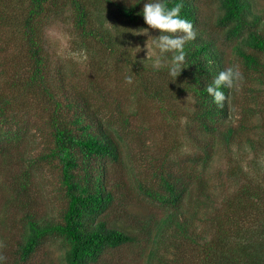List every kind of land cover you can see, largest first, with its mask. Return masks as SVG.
<instances>
[{
  "label": "trees",
  "instance_id": "trees-1",
  "mask_svg": "<svg viewBox=\"0 0 264 264\" xmlns=\"http://www.w3.org/2000/svg\"><path fill=\"white\" fill-rule=\"evenodd\" d=\"M259 1L264 0H216L218 14L213 21L203 15L204 0H166L169 8L176 4L183 6L181 16L193 24L197 33L196 39L185 45L184 70L176 79L169 75L167 62L171 54L160 56L152 39L159 37L158 31L149 29L156 51L154 59L160 56L162 60L159 69L141 63L140 56L131 51L136 41H146L145 33L139 31L148 27L142 10L149 0H0V24L13 25L18 36L12 37L15 52L6 65L10 67L0 64V84L15 88L18 100L23 93L38 91L45 100L55 142L38 161L57 162L66 202L59 222H40L29 212L24 214L22 221L27 233L19 245L21 258L28 260L45 242L60 239L65 250L64 264H97L106 252L136 242L126 232L109 227L105 218L115 205L124 208L133 201L128 181L122 179L127 163L122 145L137 128L129 127L127 118L122 130L116 129L115 139L103 124H97L99 115L90 103L95 90L81 92L75 87L69 91L66 65L55 61L44 39L54 22L65 21V14L71 13L74 29L85 39L82 46H93L95 55L99 54L96 48L101 47V56L130 66L150 100L158 102L174 120L178 118L176 122L183 116L186 118L185 135L201 151L199 155H190L187 165L166 169L161 163L157 165L160 167L147 180L152 186L135 180L142 194L169 211L156 226L159 242L166 232L183 233L200 221L214 229L215 238L199 246L204 257L198 264H264V169L260 167L253 175L251 166L249 178L250 172L244 171L233 150L237 146L236 150L242 152L248 147L254 158L251 164L256 163L264 150L263 141L251 134L258 124L264 129V103H261L264 102V12L258 9ZM107 61L100 58L97 63L106 66ZM237 66L243 81L238 91L221 89L229 99L220 109L205 88L225 68ZM55 88L61 91L60 97ZM241 94L245 97L244 105L238 101ZM183 95H190L195 106L191 112L179 115L171 100ZM11 103V98L0 100V155L14 156L24 144L19 132L4 130ZM66 110L72 113L71 118ZM256 119L260 123L255 124ZM123 133L127 134L122 137ZM218 146L232 153L235 160L230 158L222 174L233 186L222 193V205L214 208L205 203L212 200L213 186L202 178L197 167L209 169ZM28 162L20 176L15 177L17 195L21 197L26 196L32 184V167L38 165L34 159ZM110 167L115 168L116 177L111 175ZM218 185L225 187L222 183ZM186 198L193 204L188 209L184 205Z\"/></svg>",
  "mask_w": 264,
  "mask_h": 264
},
{
  "label": "rangeland",
  "instance_id": "rangeland-1",
  "mask_svg": "<svg viewBox=\"0 0 264 264\" xmlns=\"http://www.w3.org/2000/svg\"><path fill=\"white\" fill-rule=\"evenodd\" d=\"M204 1L203 15L214 21L218 14L217 4L214 3L216 0ZM258 9L264 12V1H259ZM65 15L63 18L66 19L65 21L60 19L54 22L53 27L47 29L44 39L53 51L55 61H61L62 65H66L64 73L69 83L66 88L72 91L78 87L81 92L87 89L95 90L96 93L92 95L90 103L98 112L97 124H103L104 129L113 138L117 139L116 129L122 130L127 118L129 127L137 128L130 139L125 138L122 145L127 158L122 179L128 181V192L133 201L127 202L124 208L115 205L105 218L109 227H117L134 237L136 242L106 252L97 264H198L199 259L204 257L202 247L199 246L215 238L212 235L214 229L197 221L183 233L177 230L166 232L163 241L159 242L161 237L157 235L156 226L167 217L169 211L149 200L135 183L137 178L139 181H145L147 186H152L147 180H151L152 171L160 167L157 165L160 163L165 165L164 169L173 168L177 164L187 165L190 155L201 153L185 135L188 130V128L184 129L187 124L186 118L183 116L178 123L175 121L178 118L174 120L166 109H161L158 102L150 100L143 93L139 80L130 66L112 57L101 56V47L96 48L99 49L97 55L92 49L93 46L86 45L84 48L82 42H85V39L76 32L71 20L74 17L71 13ZM12 37H18L13 25L0 24V64L5 68L7 62L11 60L9 57L15 52ZM143 37L146 41H136L131 45V51L134 56H140L141 63L153 64L156 51L152 47L150 36L145 33ZM88 40L92 41V38ZM147 50L149 59H147ZM100 58L108 59L106 66L98 65L97 61H100ZM128 77L132 79L131 84L126 82ZM3 86L0 84V100L2 97L12 99L9 106L12 113L9 111L6 115L5 133L19 132L23 135L24 144L14 156L0 155V242L4 245L0 248V254L6 257V260L0 261V264H64L65 250L60 239L45 242L28 260L19 255V245L24 242V235L27 233L25 223L22 221L24 214L29 212L40 222H59L66 202L59 181L61 171L57 162L51 164L38 161L47 147H52L55 142L45 100L39 91L29 95L21 92L19 95L23 93L22 97L18 100L15 88ZM55 92L60 97L61 91L55 88ZM238 101L244 105L246 103L244 95H239ZM171 102L176 104L179 115L194 110L195 103L190 95H183L180 99ZM66 115L68 118L72 117L69 110H66ZM235 120L238 121V116ZM258 123L260 122L256 119L255 124ZM251 134L256 140H262L264 143V129L261 124L255 126ZM236 148L237 146L233 150L237 152L244 171L250 172L249 178H251V166L253 175L260 167L264 169L262 147H260L262 149L260 157L255 164H251L254 158L249 155L248 147L242 152H238ZM232 155L228 150L218 146L209 169H203L200 165L197 167L202 178L213 186L212 200L205 203L211 204L214 208L215 205L218 207L222 205V193L233 186L226 174L222 176L229 166L230 158L235 160ZM32 159L37 160L38 165L34 164L32 167V184L26 196L21 197L17 195L15 177L20 176L28 161ZM110 173L113 177L118 175L114 167H110ZM219 183L224 184L225 187L218 185ZM184 202L186 209L193 206L190 198H186ZM19 203L27 208H21Z\"/></svg>",
  "mask_w": 264,
  "mask_h": 264
},
{
  "label": "clouds",
  "instance_id": "clouds-1",
  "mask_svg": "<svg viewBox=\"0 0 264 264\" xmlns=\"http://www.w3.org/2000/svg\"><path fill=\"white\" fill-rule=\"evenodd\" d=\"M182 7L181 4H176L169 8L166 0H149V2L144 3L142 10L143 19L148 27L139 31L148 35L149 29L160 33L158 38L152 39L156 41V48L159 50L160 56L171 54V59L167 62L169 75L176 79L184 70L182 66L186 62L185 45L190 41H194L197 36L193 24L181 16ZM160 56L153 63V67L157 69L162 64ZM147 59H149L148 50ZM242 81L243 75L238 66L227 67L207 84L205 91L212 98L215 105L223 109L229 96H226L221 89L227 88L229 92L232 90L238 91ZM126 82L131 84V77H128ZM2 247L4 245L0 242V248ZM5 260L6 257L0 254V261Z\"/></svg>",
  "mask_w": 264,
  "mask_h": 264
}]
</instances>
